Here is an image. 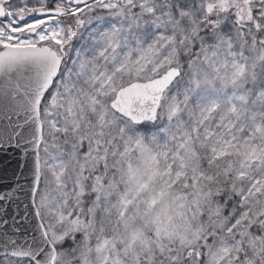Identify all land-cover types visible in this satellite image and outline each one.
I'll use <instances>...</instances> for the list:
<instances>
[{"label": "snow or ice", "instance_id": "snow-or-ice-1", "mask_svg": "<svg viewBox=\"0 0 264 264\" xmlns=\"http://www.w3.org/2000/svg\"><path fill=\"white\" fill-rule=\"evenodd\" d=\"M0 264H264V0H0Z\"/></svg>", "mask_w": 264, "mask_h": 264}]
</instances>
